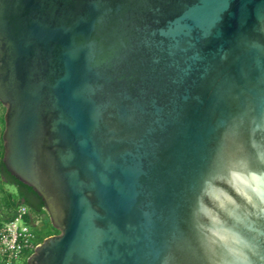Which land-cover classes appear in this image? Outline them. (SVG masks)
<instances>
[{
	"label": "water",
	"instance_id": "95a60500",
	"mask_svg": "<svg viewBox=\"0 0 264 264\" xmlns=\"http://www.w3.org/2000/svg\"><path fill=\"white\" fill-rule=\"evenodd\" d=\"M0 103L26 264H264V0H0Z\"/></svg>",
	"mask_w": 264,
	"mask_h": 264
},
{
	"label": "trees",
	"instance_id": "16d2710c",
	"mask_svg": "<svg viewBox=\"0 0 264 264\" xmlns=\"http://www.w3.org/2000/svg\"><path fill=\"white\" fill-rule=\"evenodd\" d=\"M3 112L4 106L0 103V225L10 219L19 205L26 207L24 220L35 228V225L46 226L41 232L33 231V243L40 242L45 236L56 233L58 230L54 228L48 218V214L44 208L41 197L32 189V187L19 181L5 167L2 161V138L3 130ZM52 229V232L49 230ZM33 247L23 249L19 258L23 264H26V257L31 253Z\"/></svg>",
	"mask_w": 264,
	"mask_h": 264
},
{
	"label": "built area",
	"instance_id": "2783aa9c",
	"mask_svg": "<svg viewBox=\"0 0 264 264\" xmlns=\"http://www.w3.org/2000/svg\"><path fill=\"white\" fill-rule=\"evenodd\" d=\"M26 207L19 205L14 215L0 225V264H14L23 249L34 247L33 232L24 220Z\"/></svg>",
	"mask_w": 264,
	"mask_h": 264
},
{
	"label": "rangeland",
	"instance_id": "374dc122",
	"mask_svg": "<svg viewBox=\"0 0 264 264\" xmlns=\"http://www.w3.org/2000/svg\"><path fill=\"white\" fill-rule=\"evenodd\" d=\"M29 226H30V228H31L33 231H36V232H41V231H43L44 228L46 229V228L48 227L47 225H46L47 227H46V226H43V227H42V225H38V226L35 225V228H34V227H33L32 225H30V224H29ZM49 230L52 232V229H49ZM51 234H52V233H51ZM14 264H23V261H22L21 258H18V259L15 260Z\"/></svg>",
	"mask_w": 264,
	"mask_h": 264
}]
</instances>
